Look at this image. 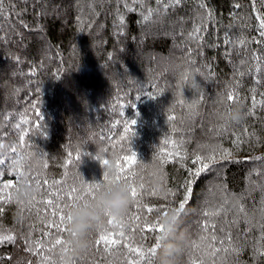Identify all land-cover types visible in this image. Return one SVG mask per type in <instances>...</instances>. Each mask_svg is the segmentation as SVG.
<instances>
[{
	"label": "trees",
	"instance_id": "16d2710c",
	"mask_svg": "<svg viewBox=\"0 0 264 264\" xmlns=\"http://www.w3.org/2000/svg\"><path fill=\"white\" fill-rule=\"evenodd\" d=\"M262 21L264 0H0V264H161L175 210V264H264ZM108 182L133 203L76 252L71 212Z\"/></svg>",
	"mask_w": 264,
	"mask_h": 264
},
{
	"label": "clouds",
	"instance_id": "9594fccd",
	"mask_svg": "<svg viewBox=\"0 0 264 264\" xmlns=\"http://www.w3.org/2000/svg\"><path fill=\"white\" fill-rule=\"evenodd\" d=\"M231 118L234 123H240L246 118V113L240 107L233 108ZM135 124L136 121H133ZM106 173L115 174L118 169L112 164L109 170L108 162H101ZM24 166L23 161L19 164ZM18 192L22 199L31 198V189L28 185L19 184ZM27 189V192H25ZM132 197L129 186L126 183H115L107 192L98 197L93 204L86 206H77L71 212V231L75 236L76 252L83 253L89 246L87 239L90 230H95L97 233L107 231L106 216L123 218L129 211L132 205ZM181 214L179 211H171L163 221V235L161 239H165L168 243L163 245V251L160 253L159 259L161 264H175V258L179 255L181 245L184 240L181 231ZM177 232L181 235L177 236Z\"/></svg>",
	"mask_w": 264,
	"mask_h": 264
},
{
	"label": "snow or ice",
	"instance_id": "6c2138e0",
	"mask_svg": "<svg viewBox=\"0 0 264 264\" xmlns=\"http://www.w3.org/2000/svg\"><path fill=\"white\" fill-rule=\"evenodd\" d=\"M261 23H262V26H264V21H262ZM228 99H229V100L232 99V95H231V94L229 95ZM246 115H247V114H246ZM103 162L107 163V160H104ZM103 175H104V181H109V178H108L107 173L105 172ZM111 186H112V185H111L110 182H108V183H98V184L90 185V186H89V192H88V194H87L88 197H89V199H88V200H84V201L94 200L95 197L92 195V193H93L94 191L99 190V191H98V194H102L103 192H105V191H107L108 189H110ZM72 191L75 192V189H73ZM71 195H72V193H69V196H71ZM131 196H132V197H135V196H136V191H135L134 189L131 191ZM81 199H82V197H81L80 195H76V196H75V200L80 201ZM47 203L51 204V201H47ZM183 207H184V204L181 203V204H180V208L183 209ZM56 211H57L58 213H61V214L59 215V219H60L61 221H63L65 217H64V215H63L62 209H57ZM148 211H151V209H148ZM239 211H240L241 213L244 212V209H243V206H242V205L240 206ZM54 214H55V213H54ZM205 215H207V213H205ZM205 227H207V225H205ZM212 227H215V226L213 225ZM148 230H149V231L152 230L150 226L148 227ZM158 231L160 232V231H162V229L159 228ZM101 241L108 242V241H109V236H108L106 233H105V234H101V235L99 236V238L96 240V243L99 244ZM228 241H229V243L232 242V237H231V235L228 236ZM60 242H61V241H59V240L56 241V243H60ZM111 242H112V243H115V241H111ZM220 243L223 244L224 241H220ZM157 247H158V245H157V241H156L155 245L149 250L150 253H151L153 256L155 255V252H156V250H157ZM137 251L139 252L140 250L137 249ZM212 251H213V252H220L221 249H220V248H213Z\"/></svg>",
	"mask_w": 264,
	"mask_h": 264
}]
</instances>
